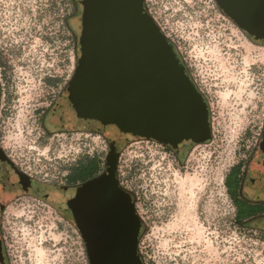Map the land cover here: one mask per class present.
<instances>
[{"label":"rangeland","instance_id":"obj_1","mask_svg":"<svg viewBox=\"0 0 264 264\" xmlns=\"http://www.w3.org/2000/svg\"><path fill=\"white\" fill-rule=\"evenodd\" d=\"M145 7L206 100L211 135L180 155L150 141L122 151L120 182L141 222L138 253L144 264H264V225L236 221L225 186L233 167L251 164L264 132V46L246 38L214 0H145ZM80 11L76 0H0V34L28 39L15 58L20 96L1 109V144L22 169L49 181H60L81 153L103 158L108 150L95 133L67 141L55 131L46 135L39 121L45 108L34 100L51 66L71 69L69 28L76 67ZM58 47L59 58L49 60L46 51ZM53 193L52 204L30 198L5 204L4 264H88L77 229L56 209L63 212L70 200Z\"/></svg>","mask_w":264,"mask_h":264},{"label":"water","instance_id":"obj_2","mask_svg":"<svg viewBox=\"0 0 264 264\" xmlns=\"http://www.w3.org/2000/svg\"><path fill=\"white\" fill-rule=\"evenodd\" d=\"M76 2L79 57L55 113L65 130L104 137L108 153L104 172L72 190L65 217L83 241L88 264H144L138 253L140 218L116 176L119 156L137 141L158 143L179 155L189 145L208 142V104L145 0ZM214 2L244 35L264 46V0ZM250 170L254 181L261 179L256 187L264 193V132ZM22 185L39 195V184L23 178Z\"/></svg>","mask_w":264,"mask_h":264},{"label":"flooded vegetation","instance_id":"obj_3","mask_svg":"<svg viewBox=\"0 0 264 264\" xmlns=\"http://www.w3.org/2000/svg\"><path fill=\"white\" fill-rule=\"evenodd\" d=\"M5 31L6 30L4 29L3 32ZM7 32L8 35L0 34V117H1V109L3 108V106L11 107L12 103L18 101V99H16L17 95L19 94L20 96V93L16 91L18 85L14 81L15 79L14 69L16 68L15 58L17 57V52L21 54V51H25L26 49V46L21 45V43L27 44L28 41L27 37L24 36L22 39H20L21 43H18V41H16V38L10 36L9 31ZM68 33L69 34L67 39V50L68 53L70 54V57L68 56L67 58H68V62L69 60L71 62L70 71L68 72L67 70L64 73L63 70H59L60 68L58 64L55 65V67L51 66V69H48L47 73L44 75L45 82H42L38 86L34 87V90L39 91L35 95L36 98L34 100L38 102L40 107L45 108V110L41 111V114H39L40 116L39 121L42 122L41 125L45 129V134L50 135L52 131H55L56 135L62 138L60 139L62 141L63 140L67 141L70 138L72 139V136L77 132H81V134L92 133L82 130H78V131L65 130L61 125L59 118L57 117V114L55 113V108L58 104V101L64 94V91L68 87L75 72V64H74L75 33L71 28L68 29ZM46 52L48 56L47 58L49 60H52L51 56H56V58H59V47L58 49H56V53L55 50H51V49H49V52L48 50ZM37 62H39V59L37 60ZM40 71H42V69H40ZM103 139L105 140V138ZM105 142L107 143V149H108V142L106 140ZM1 143L2 141L0 137V213L3 212L6 203L10 201H17L22 198L41 200L52 204V200L50 198L54 195L53 192L55 193L60 192L62 195H65L68 198V200H71L73 197L71 194L72 190H75L78 186H80L84 182V180L74 181L72 179L82 169L83 170L87 169V166L89 165L90 162V157H92L88 153H81L80 156L77 157V159H74L73 163L69 164L66 167V169L63 171V174H60L62 176L60 178L61 179L60 181L58 180L49 181L46 179L37 178L29 174L24 169H22L10 158V156L7 154ZM192 146L194 145H189L188 147L190 148ZM167 149L169 151H173L168 147ZM107 153L108 150L106 153H104V157H103L104 163H103L102 173L105 170V159ZM119 161H120V156L118 163ZM252 161L251 164H249L245 170L241 169L239 175L240 177L239 186L237 188H233L234 195H236V197L232 198L230 196V200L235 207V212H237V210L239 209L236 206V204H238L239 207H243V208L246 207L251 210H258L261 209V207L262 210H264V193L263 191L261 192V189L256 187V185L261 184V179L259 180L257 178V180L254 181L253 178H251L252 176L250 174ZM116 176L121 188L129 193L130 191L120 182V178L118 174V164H117ZM23 178L30 180L31 182L39 184L41 186L40 190H35L36 193L35 195L39 194L38 196H33L27 192L28 188H26V186H23L24 184L22 185ZM231 178L233 179V176H231ZM47 191H49L50 194ZM56 209L62 214L63 217H65V213L67 212L68 209H65L63 212H61L60 209L58 208ZM244 222L251 225L254 224L253 226L254 229L262 230L263 229L262 226L264 225V216L261 212H254V214L246 218ZM1 256L2 257L0 258V260L4 261L2 245H1ZM0 264H3V262L0 261Z\"/></svg>","mask_w":264,"mask_h":264},{"label":"trees","instance_id":"obj_4","mask_svg":"<svg viewBox=\"0 0 264 264\" xmlns=\"http://www.w3.org/2000/svg\"><path fill=\"white\" fill-rule=\"evenodd\" d=\"M76 8H77V6H76ZM246 38H248V37L246 36ZM78 45L79 44H78V41L76 39V46H78ZM103 163H104V159L98 155L90 157V162H89V165L87 166V169L86 170L82 169L78 174H76L73 177L72 180H74V181L84 180L83 183H85V182H88V181L94 179L95 177L99 176L102 173ZM240 172H241L240 166L237 165L230 170L229 174L225 178V186L228 190L229 197L230 196L232 198L236 197V195H234L233 188H237L239 186ZM231 176H233V179L231 178ZM236 206L239 209L237 210L235 217H236V221H238L239 223H242L246 218L253 215L254 212H261L264 216V210H262V207H261V209H258V210H251V209H248L246 207L245 208L239 207L238 204H236ZM261 206H262V204H261Z\"/></svg>","mask_w":264,"mask_h":264},{"label":"built area","instance_id":"obj_5","mask_svg":"<svg viewBox=\"0 0 264 264\" xmlns=\"http://www.w3.org/2000/svg\"><path fill=\"white\" fill-rule=\"evenodd\" d=\"M146 142H149V141H146ZM152 143H154V142H152Z\"/></svg>","mask_w":264,"mask_h":264}]
</instances>
